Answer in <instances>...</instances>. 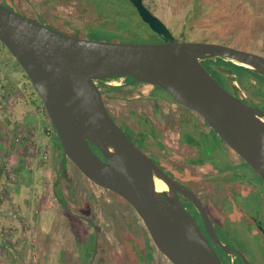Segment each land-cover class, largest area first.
<instances>
[{"label":"water","instance_id":"95a60500","mask_svg":"<svg viewBox=\"0 0 264 264\" xmlns=\"http://www.w3.org/2000/svg\"><path fill=\"white\" fill-rule=\"evenodd\" d=\"M161 42L133 43L71 35L0 3V42L23 69L57 136L62 156L94 184L135 210L156 248L173 264H222L177 192L198 200L139 150L108 113L100 87L142 82L165 90L199 113L264 182L263 109L224 89L201 64L219 57L264 76V56L208 41H180L143 0H128ZM99 82L100 84H98ZM113 82V83H112ZM94 145L101 156L90 146ZM166 190L158 191L154 180ZM212 240L228 255L244 254L220 242L202 211Z\"/></svg>","mask_w":264,"mask_h":264},{"label":"rangeland","instance_id":"374dc122","mask_svg":"<svg viewBox=\"0 0 264 264\" xmlns=\"http://www.w3.org/2000/svg\"><path fill=\"white\" fill-rule=\"evenodd\" d=\"M39 1L40 0H24V4L27 7L26 10L32 13V8H34V6L37 5ZM92 1L95 2L97 8L101 10L102 14L98 13L95 10L91 2L88 3L84 2L83 0H66L65 3L52 2V5H50L48 9L50 15L67 18L75 25L86 26L90 23L94 24V27L92 29L96 31V34L92 35L91 33H89L90 31H92L90 30L82 37L133 43H157L160 41L159 36L156 33L151 31L150 28L143 23V21H139L138 13L133 8V6H131V3L128 0ZM145 1L149 6H151L153 11H155L157 17L167 25V27L171 30L174 38L177 40L215 42L219 44L229 45L242 50L261 51L264 53V0ZM42 3L45 4L44 1ZM194 3L197 11L195 13H192ZM119 18L122 22V26L115 25V23L117 22L116 20H118ZM129 26L133 27L121 35L118 34L122 30V28L128 29L130 28ZM51 27H54L55 29L59 28V30H61L59 26ZM113 31L116 33H110ZM204 63L209 67L215 64L211 61V59H208V61ZM217 65L225 66V64L221 62ZM0 71V113L6 112L5 110H7V104L5 103L6 96H8L9 98H14V100L16 101H19L20 99L19 102L21 103V105L24 104L23 107L25 108V110H27V108H29L27 105L30 104L29 102H31V97L35 96L38 98V95L34 91V88L31 85L29 79H27V77L25 76L22 68L17 64L10 52L2 45L1 42ZM233 72H237L239 78L242 79V82L246 85L248 84L246 75L242 72V70H233ZM215 76L221 77V75L218 74ZM221 78V81L223 83L226 82L224 77ZM260 78L262 82L261 84L264 85V78ZM123 80L124 79H118L117 81H120L121 84ZM16 83H22L23 87V91H21L22 93L19 97L16 95V91L13 89L16 86ZM24 83L26 86H23ZM97 83L100 84L99 82ZM103 87L105 86L103 85L102 88ZM150 88L151 85L147 84L141 86V90H144L145 94H147ZM159 92L160 89L156 88L152 92V96L158 94ZM254 94L264 98V91L260 89L255 90ZM107 103L116 112L122 111V113H127L128 105L125 103V101L119 99L116 101L107 99ZM130 104L133 105V103ZM17 107L20 110H23L22 107ZM45 122L46 124L43 125V131L45 132L46 136L49 137L50 135H48L47 133V126H49V124L47 123V121ZM18 125H20L19 121L13 123L14 127ZM56 145L57 149L61 150L60 145L57 141ZM44 154H42L41 157L45 159L48 157V154ZM62 157L63 156H60L61 167L59 171L60 175H62L64 174L65 168L67 167L66 175H68L67 177L69 178L67 179L68 187H66L65 181L63 180V184L60 185V189L54 187V189L51 190L50 188V190H48V194H54L57 198L55 204L56 208L58 209H56L57 213L55 215L56 222L59 224L61 221L66 222L64 228L66 231V235L68 234V238L64 242L57 240L56 242L52 238H46L40 243V246H42L41 249H39L40 246H36V249L33 248V250H30L31 255L29 256L28 261L29 263L33 262L32 264H48L53 261L52 259H54V252H56L57 259L61 263L102 264L101 259H99V251L97 248L99 246L100 250V244L98 245L97 242L98 234L95 231L94 227L90 224L91 221L94 223V218L90 213V205L87 201L85 202L82 200H75V198H90L92 201V198L95 199L96 196L100 201H104L105 199L107 201L109 199V193L89 182L87 178L75 166H73V169H71L70 167L72 165L68 164L69 161L65 162ZM11 168L12 160H6L4 169L7 174V179L10 182L14 180V174ZM243 171L245 173V176L248 177L249 180L253 178L254 175L252 171L247 169L245 171V168H243ZM68 188H75V193L73 191H69ZM7 190L8 189H6V191ZM22 191L23 195H25L27 190L24 188ZM62 193L65 194V196ZM89 194H92V196ZM241 201L247 206H254L255 203L258 202V197L255 195H251L246 198L241 197ZM117 203L121 204L122 202L117 201ZM92 204L93 205L91 207L94 210V214L96 215L95 219L98 223H100V209L102 207V202L97 204L96 202L92 201ZM102 208L112 215L113 221L106 218L107 222H119L117 224H120L121 226L116 230V235L122 238V241H125L127 247L131 248V250L129 251V256L132 260H127L126 262L118 261L116 264H150L152 262V257L154 258L156 256L154 251H152V247H150L148 243L149 241H146L147 237H144L145 233L141 230V227L138 226L137 220L131 214H128V216L122 218V212L116 211L118 209H115L114 206L113 209L115 210L112 209V211L107 207ZM215 217L219 221H221V224L219 225L221 227L218 228V232L221 238L226 243H228L230 247L232 246L233 248L241 250L246 259L251 264H264V235L257 231L248 222L239 221L240 223L236 224V222L234 221L233 223L232 221L234 219L228 216L226 212L218 211ZM228 217L230 218V221ZM26 223L27 222H23L22 225L26 226ZM56 225L57 224L55 223V226ZM11 229H13L12 224L6 227L5 225L1 226L0 238H7V236L9 235L8 230ZM87 230H91V232L88 233V237L86 234L87 239H85L82 236V233L85 231L87 232ZM31 233L33 235L34 232H28L25 228L24 231L19 233L15 232L14 234H20V236L26 238L25 240H28ZM130 235L133 238H131ZM2 250L6 251V249L4 248ZM12 255L16 256L17 250H13ZM222 258L225 260L224 264H230L224 254H222ZM0 264L7 263H5L0 257ZM231 264L243 263L240 259L236 258L234 263L232 262Z\"/></svg>","mask_w":264,"mask_h":264},{"label":"flooded vegetation","instance_id":"af4514ba","mask_svg":"<svg viewBox=\"0 0 264 264\" xmlns=\"http://www.w3.org/2000/svg\"><path fill=\"white\" fill-rule=\"evenodd\" d=\"M43 1L45 4L42 3ZM83 1L88 3L91 2L95 10L102 14L95 2L92 0ZM52 2L65 3L66 0H40L38 4L32 8V13L26 10L27 7L24 4V0H0L2 5L18 13L33 18L48 26L51 24V26H59L61 30H59V28L57 30L71 35L84 36L94 27V24L91 23L86 26L75 25L67 18L50 15L48 7L52 5ZM143 3L149 11L156 15L155 11H153L145 0H143ZM116 21L115 25L122 26L120 18ZM159 39V42H161L162 38L160 36ZM251 52L264 56V53L261 51ZM208 59H211L215 64L211 67L206 66L204 62L208 61ZM217 59V57L204 58L201 59L200 62L214 79L229 93L240 98L245 104L263 109L264 98L254 94V91L257 89L264 91V85L261 84L262 82L260 80V77L264 78V76L254 70H246L238 64L236 65L234 63L235 65H233V62H227V64L224 63L225 66H219L217 64L220 63H217ZM233 70H242L246 75L249 85L244 84L242 79L239 78L238 73L233 72ZM217 74L224 77L226 82L223 83L221 77H216L215 75ZM123 79V82L118 85L120 88H117L114 93H106L104 90L105 87H100L106 109L111 118L126 137L156 164L161 171L195 196L199 206L184 193L177 192L178 200L186 211L193 216L196 225L220 258L221 263L224 264L225 262L222 258V254L225 255L230 264L232 262L234 263L236 258L240 259L243 263L239 256L228 255L220 246L215 244L208 233L202 211L210 220L220 242L228 246L230 245L221 238L218 232V228L221 227L219 226L221 221L215 217L218 211L226 212L228 216L234 219L232 221L233 223L234 221L236 224L240 223L239 221L250 223L257 231L264 235L263 180L244 159L234 152L223 137L220 136L199 113L181 105L165 90L158 86L151 85V88L148 90L147 94H145L144 90H141V86L146 85L145 83H129L131 79H126V77ZM156 88H159L160 92L152 96V92ZM107 99L125 101L128 105L127 113L113 110L107 103ZM130 103H133V105ZM260 118L264 121L263 116H260ZM64 160L65 162L69 161L68 164L72 165L70 168L73 169L75 165L72 162L70 163V160L67 158H64ZM243 168H245V171L246 169L252 171L254 175L253 178L249 180L248 177L245 176ZM66 169L67 167L65 168L64 174L59 178L61 181L57 189H60L63 180L65 181L66 187H68L67 179L69 178L67 177L68 175H66ZM87 180L91 182L89 179ZM96 186L107 191L109 193V199L107 201L106 199L100 201L99 198L95 196V199L92 198L93 202L97 204L102 202V207H107L111 211L114 206L115 209H118L116 211L122 212V218L131 214L137 220L138 226L141 227V230L145 233L144 237H147L146 241H149L148 243L156 256L154 258L152 257V262L150 264H173L156 248L149 237L143 221L131 205L116 193L98 185ZM69 191L75 193L76 189H69ZM63 195L65 196V194ZM89 195L92 196V194ZM251 195L257 196L258 202L255 203L254 206H247L241 201V197L246 198ZM75 200L87 201L90 205V213L94 218V223L91 221L90 224L98 234L97 242L98 245L100 244V250L99 246L97 248L99 251V259H101L102 264H116L118 261L126 262L127 260H132L129 256L131 248L127 247L125 241H122V238L116 235V230L121 226L117 224L119 222H107L106 218L113 221L112 215L101 207V218L99 220L100 223H98L95 219L96 215L94 214V210L91 207L93 205L91 199L75 198ZM119 200L122 202L121 204L117 203V201L120 202ZM228 219L230 221L229 217ZM90 232L91 230H87V236Z\"/></svg>","mask_w":264,"mask_h":264},{"label":"crops","instance_id":"0c3cea01","mask_svg":"<svg viewBox=\"0 0 264 264\" xmlns=\"http://www.w3.org/2000/svg\"><path fill=\"white\" fill-rule=\"evenodd\" d=\"M15 85L13 89L19 97L23 91L22 83ZM23 86H26L25 83ZM5 99L7 110L0 113V227L12 224L13 229L8 230L7 238H0V257L7 264H28L30 250L36 249L46 238L61 242L68 238L64 228L66 222H56L57 198L53 191V195L48 194L50 188L53 190L60 184L62 152L57 149L54 135L51 133L47 137L43 131V125L48 120L39 98L31 97L27 110L23 107L24 104L21 105L19 98V101L8 96ZM16 121L20 125L14 127L13 123ZM44 153L48 154L45 159L41 157ZM9 159L12 160L11 169L14 174L11 182L4 169L6 160ZM24 188L27 190L25 195L22 191ZM23 222H27V225L23 226ZM25 228L28 232H34L28 240L20 234H14ZM86 234V231L82 233L85 239L88 237ZM41 248L42 246L39 249ZM13 250H17L16 256L12 255ZM52 260L48 264L61 263L56 252Z\"/></svg>","mask_w":264,"mask_h":264},{"label":"trees","instance_id":"16d2710c","mask_svg":"<svg viewBox=\"0 0 264 264\" xmlns=\"http://www.w3.org/2000/svg\"><path fill=\"white\" fill-rule=\"evenodd\" d=\"M192 13H195L196 11H197V8L195 7V3H194V7L192 8ZM139 21H141L142 22V20H140V18H139ZM140 22V23H141ZM144 23V22H143ZM145 24V23H144ZM130 28H128V29H124V28H122V30L118 33V34H123V33H125V32H127L129 29H131L133 26H129ZM89 33H91L92 35H95L96 34V31L94 30V29H92V31H90ZM110 33H113V34H115L116 32H110ZM81 37H82V35H81ZM112 41V40H111ZM3 45V44H2ZM218 58V57H217ZM16 61V60H15ZM17 62V61H16ZM217 62H221V63H226L227 64V62H229V63H232L231 61H226V60H224V59H221V58H218L217 59ZM18 64V63H17ZM233 65H235L234 63H232ZM19 65V64H18ZM237 65V64H236ZM241 66V65H240ZM241 67H243L244 69H246V70H252V69H250V68H247V67H244V66H241ZM23 70V69H22ZM26 76V75H25ZM27 77V76H26ZM27 79H28V77H27ZM126 79H130V77H126ZM105 86V88H104V90H105V92L106 93H110V92H112V93H114V91L115 90H117V88H120V86H107V85H104ZM35 91V90H34ZM42 108H43V112H44V114H45V116H46V118H47V120H48V116H47V114H46V111H45V109H44V107H43V105H42ZM49 121V120H48ZM50 123V122H49ZM50 126L52 127V133H53V135H54V137H55V140L58 142V139H57V136H56V134H55V132H54V129H53V126H52V124L50 123ZM59 143V142H58ZM90 146H91V148L99 155V156H101V154H100V152L98 151V149L94 146V145H92V144H90Z\"/></svg>","mask_w":264,"mask_h":264},{"label":"bare ground","instance_id":"6f19581e","mask_svg":"<svg viewBox=\"0 0 264 264\" xmlns=\"http://www.w3.org/2000/svg\"><path fill=\"white\" fill-rule=\"evenodd\" d=\"M154 187L158 191H162V190H166L167 189L166 184L162 180H160L158 178H156L154 180Z\"/></svg>","mask_w":264,"mask_h":264},{"label":"built area","instance_id":"2783aa9c","mask_svg":"<svg viewBox=\"0 0 264 264\" xmlns=\"http://www.w3.org/2000/svg\"><path fill=\"white\" fill-rule=\"evenodd\" d=\"M47 123L49 124V126H47V133L50 134L52 133V127L50 126L49 121H47Z\"/></svg>","mask_w":264,"mask_h":264}]
</instances>
